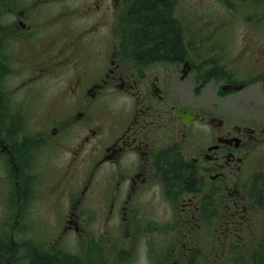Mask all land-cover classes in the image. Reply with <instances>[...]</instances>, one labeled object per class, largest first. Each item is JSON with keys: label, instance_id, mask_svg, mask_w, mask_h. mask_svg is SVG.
Returning <instances> with one entry per match:
<instances>
[{"label": "flooded vegetation", "instance_id": "af4514ba", "mask_svg": "<svg viewBox=\"0 0 264 264\" xmlns=\"http://www.w3.org/2000/svg\"><path fill=\"white\" fill-rule=\"evenodd\" d=\"M216 1L223 8L220 22L206 23L208 32L194 36L193 42L183 26L185 17L176 15L177 0H172L179 47L171 59H164L159 57V35L146 38L137 0H0V40L7 51H28L22 66L31 73L23 89L41 97L59 83L62 113L39 133H47L43 143L48 150L66 143L55 158L63 154L66 168L80 179V196L97 181L108 180L109 216L114 209H127L128 227L139 224L129 230L131 238H137L141 225L149 226L134 218L135 200L156 187L173 220L178 217L169 231L181 244L177 253L183 260L193 257L192 229H201L202 223L210 235L216 219L217 237L225 249L240 238L244 224L250 226L253 212L264 215V171H254L248 179L238 175L264 148V121L241 111L245 103L240 92L253 83L263 91L264 76L245 79L237 65L224 59L221 43H210L240 21L248 0ZM253 55L264 66V46ZM11 57L4 59L5 66L0 64V74H11ZM211 88H216L213 95ZM115 94L126 102L120 113H111L112 123L105 129L97 123V112L111 110L108 100ZM6 107L0 102V117ZM0 125L2 162L13 157L17 142L14 136L8 140L3 133L7 126ZM77 126L83 135L69 145L64 137ZM77 198L62 233L86 232V209ZM211 206L225 212L213 215ZM262 250L252 264H264Z\"/></svg>", "mask_w": 264, "mask_h": 264}, {"label": "rangeland", "instance_id": "374dc122", "mask_svg": "<svg viewBox=\"0 0 264 264\" xmlns=\"http://www.w3.org/2000/svg\"><path fill=\"white\" fill-rule=\"evenodd\" d=\"M222 10L216 0H177L175 6L176 15L185 17L182 19L183 26L193 42L194 36L198 38L208 32L206 23L220 22ZM242 13L236 25L215 35L210 43H221L224 59L230 65H237L245 79L247 76H264V66L257 64L253 55L264 46V0H248ZM251 14L257 18H250ZM7 50L8 47L0 40V64L5 66L4 59L8 56H13L14 63L10 65L11 74H0V102L8 106L1 114L0 122L7 126L3 130L5 137L11 140L14 136L17 142L13 157L7 156L0 161V246L5 245L8 263L18 264L19 249L30 241L42 244V250L48 254L57 251L74 254L82 264H252L253 257L261 255L264 248V215L256 211L252 213L250 226L244 224L240 238L237 237V241L234 238L225 249L221 248L217 237L220 234L217 233L216 219L213 220L210 235H206L203 223L201 229L195 227L192 229L196 235L195 242L189 246L195 253L193 257L180 259L177 252L181 244L177 245L174 231H169L173 221L178 223V217L173 220L168 204L160 196L158 199L156 187L146 190L135 200L138 207L134 209V218L148 224L149 229L147 225H141L142 229H138L142 231L140 237L131 238L129 230H136L139 224L128 227L127 209H114L109 216L108 180H101L103 183L97 181L88 193L80 196V179L66 168L63 154L58 161L55 158L57 152L65 150L66 143H58L57 147H49V150L43 143L47 133L40 136V130L48 128L51 119L62 113L57 94L60 92L59 83L41 97L31 88L23 89V81L31 73L29 68L22 66L29 58L28 51L24 47ZM260 86L253 83L240 92L245 103L241 111L257 114L264 121V88L261 91ZM210 90L213 95L216 88ZM108 101L111 110L97 112L100 118L97 123L105 129L112 123L111 113H120L126 98L115 94ZM3 115L7 116L8 124L4 123ZM82 135L81 127L77 126L64 139L69 141V145L76 144ZM258 170L264 171V148L250 157L248 165L243 166L238 175L248 179L252 172ZM75 198H81L80 206L86 209L82 213V218L86 219V232L71 230L62 233ZM224 212L225 209L220 206L213 208V215ZM197 219L195 222L201 224ZM180 223L182 230L185 229L181 218Z\"/></svg>", "mask_w": 264, "mask_h": 264}, {"label": "trees", "instance_id": "16d2710c", "mask_svg": "<svg viewBox=\"0 0 264 264\" xmlns=\"http://www.w3.org/2000/svg\"><path fill=\"white\" fill-rule=\"evenodd\" d=\"M172 3V0H137L136 3L139 21L149 34L146 38L159 35V57L164 59H171L174 50L179 47V38L172 18ZM153 51L156 52V48ZM2 117L4 123L8 124L7 116ZM26 243L27 246L19 249L23 256L21 260L19 253L18 264H82L74 254L65 251L48 254L42 250V244L33 241ZM7 257L5 245L0 246V264H10Z\"/></svg>", "mask_w": 264, "mask_h": 264}]
</instances>
